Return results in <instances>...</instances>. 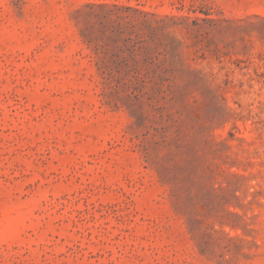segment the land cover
Masks as SVG:
<instances>
[{"label": "rangeland", "instance_id": "374dc122", "mask_svg": "<svg viewBox=\"0 0 264 264\" xmlns=\"http://www.w3.org/2000/svg\"><path fill=\"white\" fill-rule=\"evenodd\" d=\"M0 264H264V0H0Z\"/></svg>", "mask_w": 264, "mask_h": 264}]
</instances>
